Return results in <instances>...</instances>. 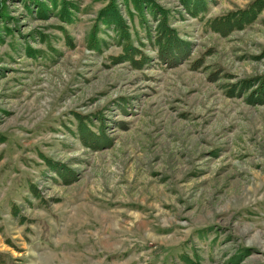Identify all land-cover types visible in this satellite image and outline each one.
I'll return each instance as SVG.
<instances>
[{
  "label": "rangeland",
  "instance_id": "obj_1",
  "mask_svg": "<svg viewBox=\"0 0 264 264\" xmlns=\"http://www.w3.org/2000/svg\"><path fill=\"white\" fill-rule=\"evenodd\" d=\"M151 1L183 60L130 0H0V264H264V7Z\"/></svg>",
  "mask_w": 264,
  "mask_h": 264
},
{
  "label": "trees",
  "instance_id": "obj_2",
  "mask_svg": "<svg viewBox=\"0 0 264 264\" xmlns=\"http://www.w3.org/2000/svg\"><path fill=\"white\" fill-rule=\"evenodd\" d=\"M134 10L142 17L143 11H148V13L155 17V14H159L160 17L156 25V29L154 30V45L157 46V56L156 58L161 62H165L169 64V59L171 58L173 52H175V56L172 58H176L175 60H183L186 58L189 52V44L185 43L177 36V32L175 29H172L167 24V12L160 11L159 8H155V4L151 0H130ZM181 5L184 9L189 13V15H196L198 12L201 13V17L199 20L201 21L203 17L204 11H206V3L202 2V0H181ZM109 7V6H108ZM103 8L102 12L99 14V22L104 25L111 23L114 25L116 30H120L125 32L126 25L120 19L118 14L111 7ZM264 7V0H251L244 8L238 9L236 11L226 12L220 16L206 18L203 24L204 30H209L218 34H226L228 31L232 29H241L244 25L250 23L258 14L260 10ZM108 10V11H107ZM147 39L149 40V32L146 34ZM131 47L128 44L124 46L123 53L115 59L116 62L126 60L127 62H131V64L139 69L142 65V61L146 62V58L142 61L134 60L130 56L133 52L130 51ZM130 52V53H129ZM261 84V85H260ZM251 87L249 82L242 81L240 82V89L247 90ZM257 87V88H256ZM254 89L255 91L247 94L246 101L248 104L251 102H256V100L261 101L264 100L259 95L264 96V78L263 81L258 83ZM254 93H257L255 95ZM253 97V98H252ZM255 98V100H254ZM264 98V97H263Z\"/></svg>",
  "mask_w": 264,
  "mask_h": 264
}]
</instances>
